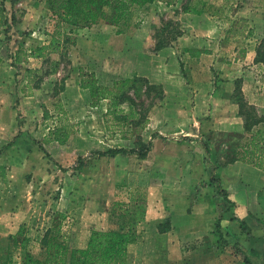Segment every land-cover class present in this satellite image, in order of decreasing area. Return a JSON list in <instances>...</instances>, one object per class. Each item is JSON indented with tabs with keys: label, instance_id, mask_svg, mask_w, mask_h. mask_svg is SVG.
Instances as JSON below:
<instances>
[{
	"label": "rangeland",
	"instance_id": "obj_1",
	"mask_svg": "<svg viewBox=\"0 0 264 264\" xmlns=\"http://www.w3.org/2000/svg\"><path fill=\"white\" fill-rule=\"evenodd\" d=\"M184 3L196 4L206 16L181 19L178 7ZM0 5L7 21L0 27V226L14 231L0 236V264L20 263L18 253L11 254L10 263L5 258L8 235L21 226L24 236L31 239L28 248L37 253V240L58 216L69 245L83 247L91 229H126L124 218L113 210L114 203L134 199L145 210L149 208L156 227L137 225L138 238L127 247L126 264H243L242 244L228 243L224 236L218 241L214 225L203 235L184 230L175 234L170 229L172 218L181 224L188 213L198 215L204 225L203 220L212 216L216 221L229 205L214 173L220 163L218 131L209 143L213 131L208 128L215 110L200 107L185 93L183 87L192 83L186 58L189 53H205V47L223 58L242 55L233 50L237 47L256 54L257 44L253 43L264 36L260 32L264 1L174 0L167 6L155 0L139 4L118 25L100 21L73 31L69 34L73 43L65 52L34 58L26 62L29 67L9 60L19 46L28 51L48 42L53 21L45 0H0ZM232 27H236L232 33L237 42L220 41ZM158 40L161 44L156 48ZM193 41L201 48H193ZM168 47L169 55L141 59L143 52L152 58V51ZM163 59L165 65L155 70L157 82L142 77L148 83H139V119L118 115L114 120L106 114L107 101L94 107L87 91L79 87L80 73H100L98 80L110 84L107 79L103 82L109 71L122 74L124 67L134 63L149 71ZM55 61L58 64L51 71ZM212 71L214 85L220 84ZM150 111H154L155 120L148 126ZM245 111L240 114L246 116L244 124L261 115L249 107ZM56 116L72 126L63 144L51 133ZM201 129H207V134L201 136ZM196 139L198 146L179 144ZM147 144L145 161L135 153H96L122 146L139 149ZM214 150L217 158L212 157L213 163L209 153ZM185 152L192 155L188 158ZM259 203L264 204V199L260 197ZM10 218L16 221L9 224ZM241 230L246 231L244 227Z\"/></svg>",
	"mask_w": 264,
	"mask_h": 264
},
{
	"label": "crops",
	"instance_id": "obj_2",
	"mask_svg": "<svg viewBox=\"0 0 264 264\" xmlns=\"http://www.w3.org/2000/svg\"><path fill=\"white\" fill-rule=\"evenodd\" d=\"M193 7H195L199 13L185 12L182 10L181 6L178 7L179 17L184 19L198 16V14H205L206 16V13H204L205 10L203 11L201 7L196 4H193ZM235 28H228L219 40H230L232 44H235L237 42V37L236 34L232 33L235 31ZM208 29L209 27L204 30H207L208 33ZM260 32H264V27ZM245 33L246 32H244V34ZM262 37L264 36H261V38ZM243 38H245L244 35ZM243 40L246 42L249 41L246 38ZM258 42H254L253 44L256 45ZM173 43L175 42L173 41ZM193 43V48H201L199 47V42L193 41ZM243 45L246 46L247 44L245 43ZM207 49L209 48L205 47L203 49L206 50L205 53H187L188 78L192 83H189L188 87L184 86L183 88L186 89L185 93H187V95H192L194 97L200 107L207 106L215 110L216 116L211 121L210 128H208L213 131L209 143L214 141L215 134L217 133L216 131H218L220 137V154H218L220 163L218 168L214 169V173L218 179L220 190L224 191L227 203H229V205L225 207V210L221 212L220 231L228 243L242 244L240 248L246 255L251 256L252 264H264V262L261 261V258L264 260V206L261 208V205L264 204L259 203L260 197L264 199V64L254 62V50L251 51V49L249 50L248 48H234L233 50L241 52L242 55L238 53V55L233 58H223L219 56V54H216V52L210 53L211 51ZM168 51L169 47L165 50H154L152 51V58H149L150 56H148L146 52H143L144 54H141V59H155L154 57L169 55L170 52ZM32 59L34 58L28 57V59L15 64H25L24 67H29L26 62ZM11 60L10 58L9 61ZM168 60L170 61V59ZM171 60L173 62L177 61L174 57L171 58ZM156 63V66L154 63V65L149 68L151 73L145 71V69L137 63H134L133 67H124L122 74H120L119 70L109 71L104 77L103 82H106V79L110 82L111 80L126 78L132 74L145 77L151 82H157L154 76L155 70L157 68H162L163 65H165V60L163 59ZM243 64L245 66H243ZM9 67L11 68V66ZM22 69L23 68H20V71H22ZM212 70H214L215 74L221 79V81H219L220 84L216 83V85H214V80H211V78H213ZM99 74L100 73H96L95 75L97 79L99 78ZM164 74L165 77H169L168 73ZM193 78H197V80ZM235 92L241 94L247 106L253 107L261 114L257 123H253L248 131L244 126L245 119L239 114L241 102L237 99ZM100 103L101 101L92 106L96 107V105ZM148 119V126L153 125L155 120L154 111H150ZM207 132V129L200 130L201 136L207 134ZM16 140L19 139L17 138ZM197 142V139L192 142L182 140L179 144L187 146V143H195L198 146ZM190 146H192V144ZM197 146H195V149ZM126 154L128 153H120L117 155L126 156ZM202 154L204 156L208 155L206 153ZM191 155L192 154L186 152L184 153L186 157ZM212 157L215 159L217 158L215 150L209 153V159L214 163L215 159L213 160ZM140 160L145 161V157H141ZM13 164L14 163H11L10 166ZM173 219L175 220V218L171 219L170 231L175 234L181 233L177 230H184L189 234L192 233L194 235L197 233L196 235H203L209 232L215 223V217L212 216L203 220L206 224L204 225V222L194 213H188L186 215L187 220L181 224L180 221L175 222ZM11 220L16 221L14 218H10L9 224ZM154 221H156V219H154L147 207L144 220L141 222V227L147 229L154 228L156 227L153 225ZM241 227H244L246 231L243 232ZM6 229V227L3 228L0 226V236L7 235L9 232H14L13 230L6 231ZM128 246H130V244ZM233 264L241 263L235 262Z\"/></svg>",
	"mask_w": 264,
	"mask_h": 264
},
{
	"label": "trees",
	"instance_id": "obj_3",
	"mask_svg": "<svg viewBox=\"0 0 264 264\" xmlns=\"http://www.w3.org/2000/svg\"><path fill=\"white\" fill-rule=\"evenodd\" d=\"M155 0H45V6L49 12L50 21H53V31L47 43L40 44L33 49L24 50L17 47L12 58V63H19L28 57L43 58L50 53L62 54L66 51L68 44L73 43L70 33L77 29L91 27L100 21L110 25H118L125 21L134 6L148 3ZM167 6L174 3V0H161ZM187 1V0H186ZM260 1V0H259ZM264 1V0H263ZM185 12L199 13L193 5L184 3L181 5ZM3 15V8L0 5V27L6 23ZM171 32H173L171 28ZM161 44L156 43V48ZM206 52V50H203ZM254 62L264 64V37L260 39L256 48ZM58 62L55 61L51 71L55 70ZM81 71L82 68H79ZM36 72V71H34ZM79 87L86 90L91 105L100 101H107L106 114L114 120L118 115L125 118L139 119L140 110L136 108V99L140 95L139 83H148L147 79L140 76H132L111 80L109 83H101L95 74L80 73ZM237 99L241 102L239 114L246 113L247 106L239 92H235ZM55 128L52 130L53 139L60 144L66 142L70 133V124L66 123L64 117L56 116ZM251 119L250 124H244L248 131L258 119ZM246 120V116H245ZM146 121V120H145ZM142 125H140L141 127ZM149 150V144L139 149L126 147H113L105 151H97L100 156H115L120 153H135L144 157ZM114 211H118L125 220L126 229H91L83 247H71L66 240V232L62 229L60 218L53 220L51 225L46 227L37 240L39 252L35 253L28 248L30 238L24 236L22 226L8 235V249L5 262L10 263L11 254L18 253L19 264H126L127 247L134 243L138 234L137 225L144 220L145 207L135 199L128 203L115 202ZM57 215H62L57 213ZM214 231L217 233L218 241L222 239L220 231V216L214 224ZM243 264H252L250 256L243 255Z\"/></svg>",
	"mask_w": 264,
	"mask_h": 264
}]
</instances>
